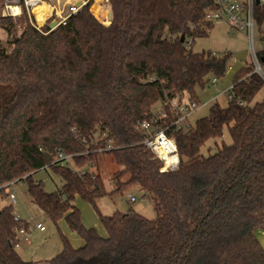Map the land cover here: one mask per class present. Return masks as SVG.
<instances>
[{
    "label": "trees",
    "instance_id": "1",
    "mask_svg": "<svg viewBox=\"0 0 264 264\" xmlns=\"http://www.w3.org/2000/svg\"><path fill=\"white\" fill-rule=\"evenodd\" d=\"M85 1L55 29V17L38 27L24 7L12 18L0 5V264H36L16 248V229L28 223L1 205L17 183L53 223L65 219L84 240L74 248L64 238L50 264H264L256 236L264 231V100L255 101L264 79L253 65L234 76L233 99L213 103L191 129L173 126L170 114L164 126L177 145V171H161L137 128L159 105L170 113L172 100L202 106L198 90L230 70L232 53L193 51L214 28L205 15L215 0H106L111 23L102 0ZM254 19L261 29L264 7L255 6ZM258 55L264 71V51ZM211 144L216 151L204 156ZM108 145L102 153L120 168L112 193L139 189L156 217L100 214L102 237L84 227L74 200L96 205L108 195L102 176L87 169ZM59 153L78 169L61 166ZM47 168L64 180L53 193L33 177Z\"/></svg>",
    "mask_w": 264,
    "mask_h": 264
},
{
    "label": "rangeland",
    "instance_id": "2",
    "mask_svg": "<svg viewBox=\"0 0 264 264\" xmlns=\"http://www.w3.org/2000/svg\"><path fill=\"white\" fill-rule=\"evenodd\" d=\"M45 1V0H43ZM51 3H57V0H48ZM67 0H59L60 7H65L68 10L71 4H66ZM242 2L244 0H241ZM68 2V1H67ZM104 10L106 12V22H108L109 13L111 8L106 3V0H102ZM1 7L4 9L3 0L0 2ZM2 9V10H3ZM38 22V21H37ZM47 22V21H46ZM45 22V23H46ZM45 23H38L39 26ZM221 23H216L214 28L210 31L209 36L204 39H198L195 41L193 51H210L217 55L224 53H232V58L229 61V66L233 67V70L227 71L225 78L220 80L218 87L211 86L205 90H198L197 95L199 101L203 104L196 111V115L192 121V124L201 117H204L208 113V106L210 100L231 87L233 84V78L236 73L246 64L250 63L251 51L249 40L245 32L235 31L230 32L229 28ZM222 26V27H219ZM4 43L7 42V36L5 33L0 32ZM254 48L258 52L262 50L263 44L257 27L254 28ZM229 87V88H228ZM221 93V94H222ZM264 98V88L259 93L257 99ZM188 100L184 97V102ZM227 94L219 100L222 106H226ZM223 140L229 143L230 136L225 131ZM211 150V154L216 151L215 145L211 144L209 147L202 151L204 156H208V152ZM76 165L73 163V169H76ZM78 169V168H77ZM87 169L91 172L98 173L102 176L106 191L108 195L99 199L96 205H93L87 201H84L79 196H76L74 204L80 211L81 222L86 228H95L96 231L102 237L107 236V231L101 221V215H112L115 212L127 213L134 211L148 219H155L156 212L153 208V204L149 197L143 196V193L137 188H131L130 190L121 193H112L115 190V181L113 179L114 173L120 170V168L112 161L111 156L100 153L93 162V165H89ZM34 180L42 182L46 192L53 193L58 191L64 184V180L58 174H56L52 168L42 169L34 174ZM8 194L14 193L17 198V204L13 203L9 199V195L1 202V205H12L15 215H19L21 218L30 222L31 229L29 230V240L26 241L24 237L20 238V247L17 248L18 253L26 261H32L39 264H50V261L62 250L63 240L66 238L71 245L79 247L84 244V240L77 232H74L65 219L60 220L57 224L53 223L49 217L33 203L26 193V186L23 183L13 184L8 189ZM129 195L135 196L137 201L130 202ZM37 224H42L45 227L44 232H40L36 229ZM256 236L264 248V231H257Z\"/></svg>",
    "mask_w": 264,
    "mask_h": 264
},
{
    "label": "built area",
    "instance_id": "3",
    "mask_svg": "<svg viewBox=\"0 0 264 264\" xmlns=\"http://www.w3.org/2000/svg\"><path fill=\"white\" fill-rule=\"evenodd\" d=\"M43 0H3L4 9L2 10L3 17L17 18L21 16L23 7L26 9L29 17H33L36 21L34 8L39 6ZM217 5L216 10H208L205 15V20L208 23L216 24L218 22H224L228 25L230 32L241 31L245 32L247 39L250 44L251 60L249 61L253 67L254 72L259 74L264 79V71L259 58V52L264 51V26L259 30L261 42L263 48L260 51H256L254 48V28L257 27L254 19V8L256 5L264 7V0H215ZM79 7L76 5L69 6L68 10L64 12H58L54 8L52 9V15L49 19L55 17L59 25H65L68 18L76 14ZM46 20V21H47ZM37 23V22H36ZM38 25V24H37ZM38 27H41L38 25ZM193 40L190 39L187 43V47L192 46ZM217 55V54H215ZM232 70V67L230 68ZM218 81L213 80V86H217ZM233 86L227 89L224 94H227V100H232L233 96L230 91ZM169 111L166 106L159 105L156 110L143 122L138 125V129L144 133L145 138L143 140V146L146 151L153 155V157L162 163V172H175L179 169L180 159L178 156L177 145L173 138L168 137L167 129L164 126L168 121L170 114L175 116V121L172 123L173 126L189 130L194 124H192L193 116L199 107L192 102H184V99H175L168 103ZM85 141V140H83ZM112 149L111 145L106 148L98 150V153L106 152ZM57 160L61 161V166H67L73 168L72 156L64 155L59 153ZM9 199L13 205L17 204V198L14 193H10ZM131 203L137 201L135 196L129 195ZM15 222L22 223L24 220L19 216L15 215ZM31 225L28 224L27 228L20 227L16 229L17 244L16 248L20 247V238L24 237L27 241L29 239V230ZM36 229L43 232L45 227L42 224H37Z\"/></svg>",
    "mask_w": 264,
    "mask_h": 264
},
{
    "label": "crops",
    "instance_id": "4",
    "mask_svg": "<svg viewBox=\"0 0 264 264\" xmlns=\"http://www.w3.org/2000/svg\"><path fill=\"white\" fill-rule=\"evenodd\" d=\"M68 1V2H67ZM66 1V4H71V5H78V3L79 2H82L83 4H85L86 3V1L85 0H67ZM59 2V0H57V3L55 2V4H53V3H51L50 1H48V0H45L44 1V3H47V4H49V6L51 7V12H50V15H52V9L54 8L56 11H58V12H64L65 10H66V8L65 7H63V8H61L60 7V4L58 3ZM43 3V2H42ZM41 6V5H40ZM94 6V0H93V5H92V7ZM92 9V8H91ZM49 15V16H50ZM49 16L46 18V20L49 18ZM36 18V17H35ZM46 20H44V22L43 23H45L46 22ZM36 22H37V20H36ZM39 22H37V24H38ZM218 23H221L220 25H224V26H227V28H228V25L226 24V23H224V22H218ZM39 25V24H38ZM40 26H42V25H40ZM214 26H215V24H214ZM219 27H222V26H219ZM201 52H203V51H201ZM201 52H196V53H201ZM232 70H233V67H232ZM218 85H219V83L217 84V86L216 87H218ZM232 86V85H231ZM229 88V87H228ZM224 91V90H223ZM222 91V92H223ZM221 92V93H222ZM218 94L217 96H215V97H213L211 100H210V102H209V106H208V108L213 104V103H215V102H218L219 103V100L221 99V98H223V96L225 95L224 93H222V94ZM258 97V96H257ZM257 97H256V99H255V101H263L264 100V98H262V99H257ZM220 104V103H219ZM203 105V104H202ZM227 105V104H226ZM195 115H196V113H195ZM195 115L193 116V119H194V117H195ZM196 122V121H195ZM195 124V123H194ZM23 219V218H22ZM24 221H26L28 224H30V222L29 221H27L26 219H23ZM41 232V231H40ZM44 232V231H43ZM29 240V239H28ZM27 240V241H28ZM84 245V244H83ZM83 245H81V246H79V247H75V246H73L74 248H80V247H82ZM60 253V252H59ZM58 253V254H59ZM32 262V261H31ZM36 264H39V263H36Z\"/></svg>",
    "mask_w": 264,
    "mask_h": 264
},
{
    "label": "bare ground",
    "instance_id": "5",
    "mask_svg": "<svg viewBox=\"0 0 264 264\" xmlns=\"http://www.w3.org/2000/svg\"><path fill=\"white\" fill-rule=\"evenodd\" d=\"M40 5L35 7L33 12L35 14L36 20L41 24L50 15L51 7L49 6V4L44 2Z\"/></svg>",
    "mask_w": 264,
    "mask_h": 264
},
{
    "label": "water",
    "instance_id": "6",
    "mask_svg": "<svg viewBox=\"0 0 264 264\" xmlns=\"http://www.w3.org/2000/svg\"><path fill=\"white\" fill-rule=\"evenodd\" d=\"M83 5H84V4H83L82 2H79L78 5H77V7L81 8ZM109 18H110V23H111V21H112V19H113V13H112V11H111L110 14H109ZM110 23H109V24H110ZM109 24H107V26H108ZM57 26H58V22H57V21H54V22L50 25V28H51V29H55ZM181 40H182V42H183V41H184V38L182 37Z\"/></svg>",
    "mask_w": 264,
    "mask_h": 264
}]
</instances>
